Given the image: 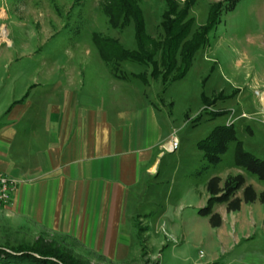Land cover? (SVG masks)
I'll list each match as a JSON object with an SVG mask.
<instances>
[{
  "label": "crops",
  "instance_id": "obj_1",
  "mask_svg": "<svg viewBox=\"0 0 264 264\" xmlns=\"http://www.w3.org/2000/svg\"><path fill=\"white\" fill-rule=\"evenodd\" d=\"M107 72L85 86L69 62L0 61V172L17 183L0 217L78 255L122 261L135 249L133 220L148 222L140 207L150 203L163 233H146L148 244L187 246L193 264H264V203L243 201L244 187L260 195L264 182L233 166V174L201 176L202 160L171 156L175 130L142 89L160 80L141 88L136 74ZM236 175L245 181L235 194L240 208L213 204L220 224L212 227L197 213L210 197L207 182Z\"/></svg>",
  "mask_w": 264,
  "mask_h": 264
},
{
  "label": "rangeland",
  "instance_id": "obj_2",
  "mask_svg": "<svg viewBox=\"0 0 264 264\" xmlns=\"http://www.w3.org/2000/svg\"><path fill=\"white\" fill-rule=\"evenodd\" d=\"M169 1L179 13L188 0ZM103 3L104 0H0V61L31 60L59 65L69 62L80 71L85 86L108 73V69L119 76L143 74L146 80L155 66L162 73L159 53L150 59L141 57L147 61L146 66L126 61L111 63L108 68L100 60L92 43L93 34L115 39L126 50L137 49L134 22L130 20L124 28H111L102 11ZM138 4L148 39L158 43L163 36L165 1L139 0ZM213 14L216 22L207 33L204 46L194 53L183 79L172 81L179 73L176 70L164 85L152 81L151 86L142 88L141 80L132 82L154 98L151 100L161 117L169 119L170 130H175L179 148L170 155L179 154L186 162L202 160L206 167L195 169L201 176L213 173L222 177L228 172L233 174L230 166L237 167L235 144L230 143L220 161L213 165L207 164L197 148L216 127L233 125L243 150L264 161V108L260 101L264 93V0H194L186 17L194 20L187 44L209 25ZM167 19L171 22L175 15H168ZM176 60L179 64V52ZM140 210L148 214L149 221L134 218L135 249L122 261L100 259L88 253L78 255L68 245L44 242L46 238H38L35 229L14 228L2 217L0 248H54L63 255L69 254L77 264H193L196 252L187 246L165 243L159 248L145 241L146 233L152 238L163 233V229L157 227L154 217L156 205L148 203ZM157 248L162 252H157ZM185 257L189 258L184 260Z\"/></svg>",
  "mask_w": 264,
  "mask_h": 264
},
{
  "label": "trees",
  "instance_id": "obj_3",
  "mask_svg": "<svg viewBox=\"0 0 264 264\" xmlns=\"http://www.w3.org/2000/svg\"><path fill=\"white\" fill-rule=\"evenodd\" d=\"M167 6L166 14L162 16L161 28L163 36L158 43L148 39L145 33L144 24L139 9V0H104L102 11L108 18L109 25L113 29L124 28L130 20L135 25L136 51H129L115 39L104 38L98 34L92 35V43L100 59L108 64L122 63L126 61L134 62L141 65H148L147 59L152 58L157 53L160 55V65L163 68L162 73L156 68H152L150 78L159 79L164 85L174 71H179L172 81L176 82L185 77L193 55L205 44V37L211 27L216 22L213 16L210 18L209 25L205 26L198 36L193 37L191 43H186V39L191 33L194 20H186L188 10L194 4V0H188L185 8L177 12L175 5L169 0H164ZM168 15H175V19L168 21ZM126 24V25H125ZM150 50V51H149ZM180 53V63H177L176 56ZM116 77H124L114 75ZM135 78L146 82L143 74L134 75ZM219 135L227 137L225 141ZM220 138V139H219ZM230 143L235 144L234 165L244 169L247 173L255 176L259 181L264 182V161L256 158L250 153L243 150L241 144L236 140L235 129L233 125H223L216 127L201 142L197 144L198 150L202 152L207 164H217ZM219 177H212L208 180L206 190L210 197L206 206L197 211L201 217H209L212 227L220 224V218L211 213L212 205L215 203H225L228 212L237 211L240 208L241 200L235 197L238 190L244 187L245 181L243 176H228L222 185ZM259 200L264 203V194L257 195L250 186L243 189V201L246 203ZM69 254L63 255L54 248H29L7 251L0 248V264H77L73 262Z\"/></svg>",
  "mask_w": 264,
  "mask_h": 264
},
{
  "label": "built area",
  "instance_id": "obj_4",
  "mask_svg": "<svg viewBox=\"0 0 264 264\" xmlns=\"http://www.w3.org/2000/svg\"><path fill=\"white\" fill-rule=\"evenodd\" d=\"M178 148V140L173 133L168 144H166L165 151L167 153H174ZM17 187L16 181L0 172V205H7L11 201V196Z\"/></svg>",
  "mask_w": 264,
  "mask_h": 264
},
{
  "label": "bare ground",
  "instance_id": "obj_5",
  "mask_svg": "<svg viewBox=\"0 0 264 264\" xmlns=\"http://www.w3.org/2000/svg\"><path fill=\"white\" fill-rule=\"evenodd\" d=\"M260 101H261V104L264 108V93L262 95H260Z\"/></svg>",
  "mask_w": 264,
  "mask_h": 264
}]
</instances>
